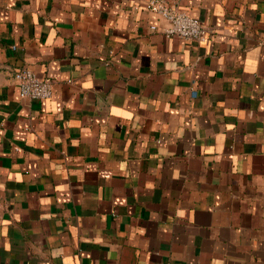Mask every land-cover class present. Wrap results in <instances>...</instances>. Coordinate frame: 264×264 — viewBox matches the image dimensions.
I'll return each mask as SVG.
<instances>
[{
  "label": "crops",
  "instance_id": "crops-1",
  "mask_svg": "<svg viewBox=\"0 0 264 264\" xmlns=\"http://www.w3.org/2000/svg\"><path fill=\"white\" fill-rule=\"evenodd\" d=\"M146 1L0 0V264H264V0Z\"/></svg>",
  "mask_w": 264,
  "mask_h": 264
},
{
  "label": "built area",
  "instance_id": "built-area-1",
  "mask_svg": "<svg viewBox=\"0 0 264 264\" xmlns=\"http://www.w3.org/2000/svg\"><path fill=\"white\" fill-rule=\"evenodd\" d=\"M143 8L166 23V27L162 29L165 38L176 37L189 42L206 44L212 36L210 29L187 13L170 6L165 0H147ZM150 30L156 31V27L151 26ZM13 81L23 98L48 100L52 95L53 82L39 77L29 68H21L15 72Z\"/></svg>",
  "mask_w": 264,
  "mask_h": 264
}]
</instances>
